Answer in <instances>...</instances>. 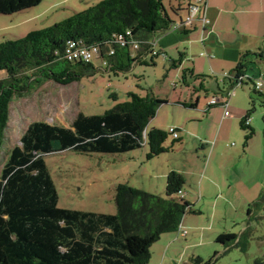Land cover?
Returning <instances> with one entry per match:
<instances>
[{
  "label": "trees",
  "instance_id": "1",
  "mask_svg": "<svg viewBox=\"0 0 264 264\" xmlns=\"http://www.w3.org/2000/svg\"><path fill=\"white\" fill-rule=\"evenodd\" d=\"M42 1L0 0V16L24 12ZM190 4L191 0H102L52 26L29 32L22 39L1 42L0 147L4 144L9 107L14 99L25 98L48 82L68 86L102 68L105 73L117 75L128 73L137 64L153 65L154 59L161 56L154 49V36L170 30H186L183 23ZM176 25L180 27L175 29ZM69 41L97 48L98 58L89 63L68 61L64 52ZM183 56L180 54L177 60H172L169 69L177 68ZM94 61L99 62L100 68L94 66ZM246 67L245 63L238 65L229 74L233 79L221 78L217 93L205 88L210 79L217 80L214 76L181 70L185 87L190 82L198 83V93H211L215 99H228V94L237 87L247 81L252 84L251 108L240 120L243 146L254 137L248 123L250 114L255 111L256 103L264 105L261 93L255 89L256 82L246 74ZM165 103L152 94L141 97L129 93L127 101L101 115L78 113L69 128L43 121L28 124L20 136V144L9 150L0 171V264H147L151 246L161 235L178 234L183 217L196 213L178 195L185 184L180 173L170 171L166 175L165 198L119 184L114 194L116 214H97L58 208L57 191L44 161L45 155L66 150L81 154H124L146 145L147 160L166 153L181 142L180 130L172 128L177 136L173 138L169 131L146 129ZM181 105L193 109L197 100ZM169 135L172 144L165 147ZM260 203H264L263 193L250 205L247 215ZM215 243L245 253L248 229L239 236L221 233ZM215 258L217 253L205 263L192 258L190 264H210ZM253 264L264 261L256 259Z\"/></svg>",
  "mask_w": 264,
  "mask_h": 264
},
{
  "label": "rangeland",
  "instance_id": "2",
  "mask_svg": "<svg viewBox=\"0 0 264 264\" xmlns=\"http://www.w3.org/2000/svg\"><path fill=\"white\" fill-rule=\"evenodd\" d=\"M100 1L102 0H43L35 8L14 15L0 16V43L22 39L29 32L52 26ZM43 9H46L45 12L40 14ZM171 61L159 56L154 59L153 65L137 64L128 73L117 75L105 73L102 68L96 74L81 78L68 86L48 82L29 96L14 99L9 107L4 144L0 147V171L9 150L20 144V136L31 122L43 121L69 128L78 113L86 116L101 115L127 101L129 93L141 97L152 94L166 103L158 108L146 129L158 128L166 132L169 127L179 129L181 142L175 143L168 152L151 160L146 159V145L124 154H81L66 150L45 155L44 161L58 195V208L114 215L117 185L126 184L165 198L166 177L163 174L166 170L176 171L185 181L181 192L194 191V199L198 198L203 204L205 200L206 208L200 211L192 206L191 209L197 214L190 213L186 216L188 222H185L184 229L188 235L182 238L177 233H171L173 237H177V246L168 252L165 260L162 258L163 240L154 243L147 264H190L192 258H200L205 263L216 253L217 258L210 264H253L256 259L264 261V203L251 208L250 216L247 215L250 205L260 194H264V105L256 103L255 111L250 114L251 118H256L259 127L252 128L254 137L248 145L247 156L237 161L239 158L233 154L239 148V141L230 136L217 147L216 162L219 164L223 161L226 167L235 163L243 176L242 183L233 181L230 191L226 190V196H220L219 184H222L224 190L227 186L224 172L220 170L213 173L216 182H203V193L200 195L193 171L203 168L210 160L209 151L213 139L203 151H200L199 143L204 135L209 137L214 130L217 114L214 115L213 111L223 107L209 110V116L202 110L197 111V108L182 106L184 102L197 100L198 83L189 81V87H185L181 82V72L169 69ZM94 66L100 68L99 62L94 61ZM243 89L251 93L253 87L247 84ZM237 91L240 93L242 89ZM199 97L200 105H206V101L211 99V93L206 95L201 92ZM250 108L251 106L248 107ZM236 129L239 131V124ZM172 140L169 135L164 146L170 147ZM227 171L226 169V175ZM192 181H196L197 185L192 186ZM211 199L217 201L213 213L209 206L212 204ZM209 224L212 230L204 232L201 239L203 229L200 228ZM192 226L199 228L200 238L194 243L190 242ZM241 226L248 229V247L245 253L215 243V232L235 233L239 236Z\"/></svg>",
  "mask_w": 264,
  "mask_h": 264
},
{
  "label": "crops",
  "instance_id": "3",
  "mask_svg": "<svg viewBox=\"0 0 264 264\" xmlns=\"http://www.w3.org/2000/svg\"><path fill=\"white\" fill-rule=\"evenodd\" d=\"M45 10L46 9L40 11V14L45 12ZM203 14L208 21L205 26L197 20L192 26L185 27L186 30H170L165 33L156 34L154 36V49L161 53V57H163L164 60H177L179 55L183 54L184 56L181 63L174 69L177 72H181L182 69H191L195 75L207 77L214 76L217 78L216 81L215 79H210L208 84H206L209 88L205 87L206 90H210L211 92L215 91V93L218 92L217 89L221 86V78H223L225 74L233 72L238 65H243L245 63L247 65L246 74L248 77L252 79L253 82L261 83L259 92L264 101V0H206ZM37 16L39 15H36V17ZM182 16H184V14ZM217 81H219V83ZM247 84L250 86L252 85L247 81L246 84L232 91V94L226 99V105L215 106H221L223 109L213 111L214 115L217 114L214 130L209 137L204 135L203 138H201L199 143V147L201 148L200 151H203L206 146L211 143L212 139L213 143L209 151L210 160H208L203 168L193 171L198 181V194L200 195L203 193V182L208 181L210 184H212L211 180L216 182L213 178V173L219 172L220 170L224 172L223 177L227 185L224 190L222 184H219V189L221 190L220 196H226V190L230 191L233 181L242 183L243 176L237 165L234 163L229 165L230 167H226L223 161H220L218 164L216 162V156L218 155L216 151L219 144L225 142L228 136H230V138L239 141V148L235 150L233 154L239 158L237 161L239 162L248 154V145L252 140L246 146H243L244 133H241L242 131L240 128L238 129L239 131L236 129L238 124L240 127V120L245 115V112L248 111L249 107V96L252 92L250 93L247 89H243ZM239 89H242L240 93L237 91ZM200 93L201 92L197 94V105L195 108H197V111L201 112L202 110L204 114L208 115L209 110L215 108L214 106L209 107L208 105L213 96H211L210 100L206 101V105H200ZM221 99L222 98H218V100ZM225 111L228 112V115L224 114ZM210 115L211 114H209V116ZM249 125L252 128L253 126L259 127L255 117H250ZM169 129H172V127H169ZM226 169L228 170L227 175ZM170 171L171 170H166L163 177H166L167 173ZM195 184L197 185V182L192 181V186H196ZM193 189L195 190V188H192V190ZM249 190H251V187ZM193 192L194 191L187 193L183 191V198L189 202L193 208L195 206L201 211V209L206 208L205 200L204 204L198 198L195 200ZM211 201L212 204H209V206L211 207L210 211L213 213L214 209H216L217 201L212 199ZM186 216L187 215H185L181 221V230H185V222H188ZM192 227L193 234L190 239L191 243L196 242L200 237L202 239L204 237V232L212 230L211 224L202 226L200 229H203V232L198 238L199 228L195 226ZM245 230L246 228L241 226L239 235ZM185 231L187 233L185 236L179 234H177V236L185 238L188 235L187 230ZM219 234L221 233L215 232L216 237ZM162 240L164 243V254L162 258L165 260L168 252L174 249V246H177L175 245L177 237H173L171 233H168L161 235L158 242Z\"/></svg>",
  "mask_w": 264,
  "mask_h": 264
},
{
  "label": "built area",
  "instance_id": "4",
  "mask_svg": "<svg viewBox=\"0 0 264 264\" xmlns=\"http://www.w3.org/2000/svg\"><path fill=\"white\" fill-rule=\"evenodd\" d=\"M205 2L206 0H191V4L189 5V10H188V15L183 23V27H189L191 26V24H193L194 22H196L197 20H199L201 22V24L203 26H205L208 21L206 20L204 14H203V17H202V12H203V7L205 6ZM199 14L201 15L200 18H199ZM180 27L179 25H176L174 28H178ZM128 35V33H127ZM118 41L121 42L122 39L119 37L118 38ZM121 45H123L122 43H120ZM137 47L134 46V49H136ZM64 55H65V58L68 60V61H74V60H77V61H82L84 63H89L91 62L93 59H97L98 56H99V51L97 48H94V47H86L85 45L82 44V42L80 41H69L66 45V48H65V52H64ZM110 55H112V52H110ZM103 65H105V63L103 62ZM231 77V79L234 78V76L232 75H229V74H225L223 77ZM243 77V76H241ZM241 77H239L237 79V82L241 79ZM244 78H246L244 76ZM239 86V84L237 85ZM261 87V83L260 82H256V86H255V89L256 90H259ZM238 88V87H237ZM232 94V92H230L228 94V97ZM226 99H221V100H218V99H215V98H212L208 105H219V104H222V106L226 105ZM225 115H228V112L225 111L224 112ZM249 123V122H248ZM169 133H171V135L173 136V138H176V133L174 132L173 129H169ZM178 195L180 197H183V194L182 192H179ZM181 236H185L186 235V231L185 230H181V228L179 229V233Z\"/></svg>",
  "mask_w": 264,
  "mask_h": 264
}]
</instances>
